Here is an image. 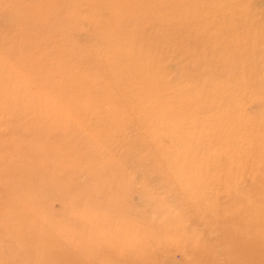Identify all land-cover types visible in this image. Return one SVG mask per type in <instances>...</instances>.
I'll list each match as a JSON object with an SVG mask.
<instances>
[{
    "label": "rangeland",
    "instance_id": "374dc122",
    "mask_svg": "<svg viewBox=\"0 0 264 264\" xmlns=\"http://www.w3.org/2000/svg\"><path fill=\"white\" fill-rule=\"evenodd\" d=\"M250 137L264 0H0V264H245Z\"/></svg>",
    "mask_w": 264,
    "mask_h": 264
},
{
    "label": "bare ground",
    "instance_id": "6f19581e",
    "mask_svg": "<svg viewBox=\"0 0 264 264\" xmlns=\"http://www.w3.org/2000/svg\"><path fill=\"white\" fill-rule=\"evenodd\" d=\"M146 70V69H145ZM125 86V85H124ZM131 86V85H130ZM102 94H104V93H101L100 95H99V98H101V95ZM105 100L107 99L108 100V98H104ZM111 100V99H110ZM146 123V122H145ZM217 134H218V136H221V134L222 133H220V132H217ZM251 134H253V133H251ZM250 134V135H251ZM224 136H227V137H229L230 136V138H231V136H232V138L234 139V140H236V137H238V134H236V133H228L227 135H222L221 137H224ZM256 139V140H255ZM71 141V140H70ZM255 142V141H258L259 142V146H261V144L262 143H264V140L263 139H261V138H254V137H250V138H247V139H244V140H239V142L237 141V143H239V147H240V144H243V143H248V142ZM253 145V144H252ZM257 145H253L252 146V148H251V150L253 149V148H255ZM239 152H241V151H239ZM239 152H237L236 154H240ZM238 155H236V156H238ZM234 156V155H233ZM235 156V157H236ZM233 165L235 166V163L233 162ZM253 211V210H252ZM257 221V220H256ZM254 222V227H255V232H256V230H258L257 232H256V235L257 234H259L260 232H262V234H263V237H264V227L263 228H259V224H258V221L257 222ZM259 221H263L264 222V216L263 217H260L259 218ZM92 224H95V222H91ZM252 226V225H251ZM257 227H258V229H257ZM226 231V230H225ZM255 235V236H256ZM20 242V241H19ZM22 246V244L21 243H19L18 245H17V247L19 248V247H21ZM236 246L237 247H239L240 248V252H241V254L243 255V257H244V261H245V264H259L260 262H264V240L262 241V240H260V239H258V238H256V239H252L251 240V243L250 244H245V243H243V244H241V245H238V243H236ZM46 247V246H45ZM22 250V249H21ZM56 250H58L57 248H56ZM36 251L37 250H35V249H32V251H29L28 252V254H30V256H28V259L26 260V262H25V264H27V262H31L32 264H40V262H43V264H50V261H48V260H45V261H42V259L44 258H47L46 257V253L42 256V254H40L39 256H42V259H41V257L40 258H38L37 256H36V258H38V259H36V258H33V257H35V256H33L32 257V255H35L36 254ZM42 251H43V249H42ZM48 251V250H47ZM60 251V250H59ZM58 252V251H57ZM43 253V252H42ZM49 253V252H48ZM47 253V254H48ZM62 253H63V251H62ZM12 254L14 255V256H17L16 255V252H15V250H13V252H12ZM66 254V253H65ZM233 255H238L237 254V252H236V250L232 253ZM53 255V254H52ZM75 256L77 255V254H74ZM49 256H50V253H49ZM51 257V256H50ZM258 257H261L262 259H259ZM40 259V260H39ZM47 259H49V258H47ZM50 259H54L56 262H58L59 261V259L57 258V255L55 256V257H52V258H50ZM225 260L226 261H228V263L227 264H235L233 261H232V259H231V256H230V254L225 258ZM46 261H48L49 263H46ZM53 264H55V263H53ZM244 264V263H243Z\"/></svg>",
    "mask_w": 264,
    "mask_h": 264
}]
</instances>
